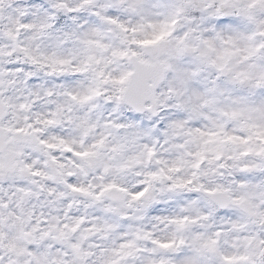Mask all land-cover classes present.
<instances>
[{"label":"snow or ice","instance_id":"obj_1","mask_svg":"<svg viewBox=\"0 0 264 264\" xmlns=\"http://www.w3.org/2000/svg\"><path fill=\"white\" fill-rule=\"evenodd\" d=\"M203 2L170 0L156 5L163 8L156 14L162 18L152 19L143 15L142 0H104L98 11L89 12L96 23L85 21L77 26L83 31H76L67 26L57 28L52 23L56 15L43 12L40 5H14L12 0H0V175L19 170L22 175L62 184L74 195L97 203L104 199L137 202L148 196L149 182L160 178L164 168L176 172L187 165L193 170L191 179L175 180L173 187H188L210 205L207 211L201 209L193 214L200 203L193 200L178 211L152 216L162 230L105 221V233L119 231L118 242L107 249L89 244V250H85L81 242H71L69 233L78 232L85 223L95 224L96 218L72 217L69 224V216L65 215V232L59 225L47 231L33 226L29 231L20 216L17 239L23 243L9 241L5 246L0 232V251L6 249L10 257L23 259L6 261L0 255V264H89L91 256L98 257L96 264H264V0H211L207 7L214 9L213 18L230 17L229 23L179 31L181 17L189 10L205 11L199 7ZM93 5L94 0H81L79 6L69 7L64 0H55L52 7L67 14ZM122 5L129 13L140 15V20L125 21L110 13V9ZM25 33L32 36L24 39ZM69 44L74 47L66 49ZM25 64L31 67L25 68ZM54 66H69L74 74L89 79L75 86L70 81L52 87L33 83L37 73L31 68ZM205 71L209 76L214 72L215 79H204ZM55 74L44 72L46 76ZM59 75L68 73L60 71ZM225 77L232 90L238 89L240 94L221 85ZM17 81L22 85L19 89ZM7 89L27 95L14 103ZM226 91L228 102L217 107V97ZM57 96H63L65 103L54 99ZM42 97L51 110L33 113ZM100 101L110 106L100 120L92 121L88 114L76 121L72 117L60 119L65 104L69 112L71 104H78L87 106L91 113L100 107ZM6 109L13 110L14 115L33 114L19 116L16 124L5 125ZM205 109L213 110L216 118ZM124 112L128 115L123 120L113 118ZM194 117L208 123L193 126ZM142 118L150 121L147 127ZM74 122L79 141L70 135L49 132ZM77 143L80 150L73 147ZM129 145L139 149L149 163L164 166L147 173L142 181L145 187L137 186L134 191L114 181L103 182L113 168L128 167L121 160ZM25 148L43 155L44 161L29 162L24 158ZM158 149L179 155L169 162L160 158ZM60 152L71 154L74 159H68L67 164L83 175L99 165L103 174L96 178L101 181L98 191L92 190L97 187L95 183L83 186L70 179L76 172L64 171L66 163L57 155ZM105 152L111 154L107 159L103 158ZM136 160L137 157L130 158V162ZM205 165H214L205 175L222 180L234 171L238 177L227 185L196 183ZM32 182L37 183V179ZM47 190L54 194L53 189ZM17 191L32 195L28 189ZM73 206L70 203L66 211ZM103 211L117 215L121 222L142 219L129 216L120 207L107 206ZM255 226L259 230H250ZM52 232L58 235L53 237ZM84 239L87 237H81ZM45 240H54L61 248L53 252V245L48 244L41 251L40 244ZM93 248L98 251H91ZM69 255L71 261L67 259ZM60 256L66 259H58Z\"/></svg>","mask_w":264,"mask_h":264},{"label":"clouds","instance_id":"obj_2","mask_svg":"<svg viewBox=\"0 0 264 264\" xmlns=\"http://www.w3.org/2000/svg\"><path fill=\"white\" fill-rule=\"evenodd\" d=\"M55 0H39V3H35L34 0H12L14 5H40L42 7L43 12L54 13L57 17L55 21L52 23L58 27L67 26L76 31H83V29H79L77 26L79 24L84 23L85 21H89L91 23H96L95 18L89 16V12L98 11L100 7L103 5L104 0H94V5L91 8H84L80 12H72V13H64L63 11H56L53 9L52 4ZM69 7H77L81 3V0H64ZM170 0H142V13L147 17H151L152 19L162 18L158 17L156 14L163 11V8H157L156 5H163L169 3ZM211 0H204L199 7L205 8V11L201 12L199 10L187 11L181 17V24L179 26V31H185L190 27H199L201 29L209 26H217V25H226L221 24L222 20L227 19L229 22L232 18L230 17H222L220 19H215L212 16L214 9L208 8L207 5ZM111 14L119 16L121 19L125 21H133L137 22L140 20V15H133L126 11V6L122 5L119 7H114L109 10ZM43 12L41 14H43ZM75 20V24L73 23ZM192 20L195 23H189L188 21ZM201 20L203 22L201 23ZM228 22V23H229ZM55 31V29H53ZM206 36H211V33L206 32ZM32 36V33H25L23 35L24 39H27ZM6 43V41H5ZM39 43V41L37 42ZM44 43L51 44V41H44ZM74 45L69 44L66 46V49L73 48ZM25 68H30L31 66L25 64ZM31 70L37 73V76L34 78L33 83L44 84L46 87H52L54 84L64 83L66 81H70L75 86L76 82L86 83L89 79V76H80L76 75L72 72V68L69 66H54L49 67L47 69H37L31 68ZM55 72V75L46 76L44 72ZM63 71L68 73L66 76L59 75V72ZM90 75V74H89ZM204 79H215V73L212 72L211 76H209L208 71L203 73ZM221 85L225 87V89L234 91L235 94H240L239 90H232L231 85L227 83V77L220 81ZM22 85L17 81V88H21ZM201 90H203V85L199 86ZM57 91H60L57 89ZM6 93L9 97H13L14 103H19L20 98L22 96L27 95L26 92L7 89ZM247 94V93H243ZM54 99L60 101L61 103H65V98L63 96L54 97ZM229 100L227 91L223 96L217 97V107L223 106ZM100 107L95 111L89 113V108L87 106H80L78 104H71V112L67 110L68 105L65 104V111L61 115L60 119L66 120L68 117H72L74 121L76 118L85 116L86 114L90 115L92 121L100 120L102 117L107 115V109L110 107L109 105H105L103 101L99 102ZM50 109L47 101L41 98V102L36 105L33 109L34 112H44L47 113ZM209 116L212 118H216V113L211 109H205ZM33 113H18L14 115L13 110L6 109L5 115L3 116V121L5 125L8 124H16L18 121V117L22 115H32ZM128 115V113L124 112L121 114L114 115V119L123 120L124 116ZM143 119V126L147 127L150 124V121L147 118ZM194 123L193 126L196 127H204L208 122L204 121L200 118H193ZM233 125H229V129H231ZM163 128V125H161ZM99 131V130H98ZM49 132H55L57 134L70 135L74 137L77 141H79V133L75 130V122L73 124L64 123L58 129H49ZM161 141H163L164 137H159ZM89 143H91V137L89 138ZM147 142V141H144ZM111 143V141H110ZM74 148L79 149V144H74ZM193 149L195 146H192ZM25 151V159L31 162L32 159H38L41 163L44 161V156L29 150L28 148L24 149ZM160 152V158L171 162L176 159L179 155L178 153L162 151L158 149ZM57 155L64 159L66 163V168L64 171H73L76 172L74 177L70 179L78 182L83 186H91L93 183L97 185L94 187L93 191H98V185L101 181L96 178L102 175V170L97 165L94 168L87 170V175H83L78 172V170L73 167L71 164H67L68 159H74L71 157V154H65L63 152L57 153ZM111 154L108 152L104 153V159H107ZM131 157H137V160L134 162H130ZM80 161H77V164H80ZM121 163H127L128 167L124 170H117L113 168V170L105 177L103 182L114 181L118 184L124 185L129 188L130 191L136 190L137 186H140L141 189L145 187L142 184V181L146 179V174L149 172L157 171L160 168H163V165H156L153 162L149 163L146 158L140 155V150L133 148V146L129 145L128 150L124 153V156L121 160ZM209 167L214 168L213 166L205 165V168L201 170L199 175V179L196 183H201L204 185H215L219 183L229 184L230 180L233 177H238V173L231 172L230 174H225L224 178L221 180L219 176L208 174L205 175L204 172L209 169ZM50 171V169L48 170ZM137 173H141V175H137ZM193 170L187 165H183L180 167L179 171L176 172H168L166 168H164V172L160 176V178L150 181L148 187V196L144 199H141L137 202H129L125 199L121 200H112V199H104L102 202L97 203L96 201L74 195L73 193L66 190L62 184L59 183H50L46 181L39 180L38 178H34L30 175L24 174L22 175L19 170L15 172H6L3 175H0V205H7V207H0V217L3 218V223H0V232L4 234L3 243L5 246L9 243V241L15 242L18 245L22 244L23 241L17 239L18 230L21 227L20 221L17 217L23 216L26 223L23 227L27 230H31L33 226H38L41 228V231H47L49 228L54 225H59L61 229H63V225L65 222L64 216L68 215L69 220L67 223H71L72 217L84 216L87 215L89 219L96 218L97 222L95 224H83L80 226V230L74 234L69 233L71 236V242H81L85 250H89V244H96L101 246L102 248H110L114 243H117V237L119 236V231L117 232H104V223L105 221L115 223L117 225L123 223V225L127 226L128 224H134L136 227L148 228L151 230H162L159 225L156 224L154 220H152V216L158 214H167L171 211H178L180 207H188L189 202L193 200H199V205L193 211L204 210L207 211L210 207L209 203L203 199V197L199 196L197 193L190 191L188 187L185 188H174L173 181L184 179L188 180L192 177ZM170 177V178H169ZM37 179V183H33L32 181ZM264 179V177H261ZM259 182V181H257ZM18 188H24L31 191V196H24L22 193L18 192ZM43 188V190H41ZM48 188L54 190V194H50L48 192ZM63 194V195H61ZM72 203L74 206L70 211H66L67 206ZM131 203V206H128ZM107 206L120 207L123 212L132 217H142V219H137L133 221H125L121 222L117 215H110L105 213L103 209ZM217 215H222V213H218ZM57 217L59 220L57 221ZM39 221H46V223L38 224ZM155 225V229L153 226ZM89 228H96L99 231L88 232L85 231ZM67 232V229H63ZM121 231L123 228L120 229ZM253 231L259 230V226H255L250 229ZM37 237L39 233L35 234ZM57 232H52V236H57ZM107 236V238H105ZM81 237H87V239L81 240ZM52 244V251L56 252L61 248V244L55 242L54 240H45L40 244V250L44 251L46 245ZM91 251L96 252L98 249H91ZM0 255H3L5 260L7 261L9 258L11 259H20L22 261L23 258H17L9 255L7 250L0 251ZM58 259H66L63 256L57 257ZM69 261H71L72 257L69 255L67 257ZM98 257L91 256L88 258L89 264H96ZM139 264V262H138Z\"/></svg>","mask_w":264,"mask_h":264},{"label":"rangeland","instance_id":"obj_3","mask_svg":"<svg viewBox=\"0 0 264 264\" xmlns=\"http://www.w3.org/2000/svg\"><path fill=\"white\" fill-rule=\"evenodd\" d=\"M34 2L38 4V3H39V0H34ZM228 22H229V21H228L227 19H225V20H222L220 23H221V24H226V23H228Z\"/></svg>","mask_w":264,"mask_h":264}]
</instances>
